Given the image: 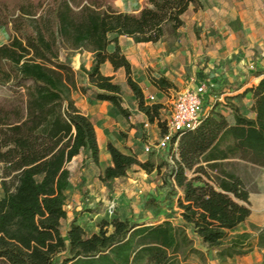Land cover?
I'll return each mask as SVG.
<instances>
[{
	"label": "trees",
	"instance_id": "trees-1",
	"mask_svg": "<svg viewBox=\"0 0 264 264\" xmlns=\"http://www.w3.org/2000/svg\"><path fill=\"white\" fill-rule=\"evenodd\" d=\"M192 4L202 5L148 0L132 12L108 0H54L50 6L0 0V31L7 35L0 43V86L10 91L0 96V264H181L201 252L196 243L221 259L252 250L255 236L230 233L251 215L250 192L224 162L240 158L264 167V69L256 74L258 83L245 90L253 95L252 114L232 103L226 115L220 102H213L200 124L180 136L178 158L165 180L178 193L177 222L113 217L88 231L77 217L68 221L69 163L81 152L83 165L100 164L101 158L95 124L77 106L74 92L110 101L129 116L123 85L102 72L110 62L125 70L138 110L150 122L160 120L162 106L146 103L119 38L158 42L167 28L176 35ZM75 50L92 52L90 69L84 64L74 69ZM151 81L160 89L172 86L164 76ZM107 148L112 164L104 169L105 181L127 176L134 166L161 173L169 163L154 152L140 159L112 142Z\"/></svg>",
	"mask_w": 264,
	"mask_h": 264
},
{
	"label": "rangeland",
	"instance_id": "rangeland-1",
	"mask_svg": "<svg viewBox=\"0 0 264 264\" xmlns=\"http://www.w3.org/2000/svg\"><path fill=\"white\" fill-rule=\"evenodd\" d=\"M35 2H41L44 6H50L53 4L54 0H33ZM113 6L123 11L138 12L148 3V0H108ZM253 5L257 7L258 12L263 17L264 0H256ZM252 7V6H251ZM250 15L249 12H247ZM252 16V14H251ZM191 17L185 18V24L183 27L192 28ZM197 26V24H196ZM195 33L198 39H201V46L186 56L185 60H181L180 56H174L171 60V66L165 68L166 70L172 71V73L177 77V73L181 72V65L183 63V70L186 74L183 75V80L189 84L190 82L198 81L202 78L203 83L211 86V90L215 91L217 94H222L223 89H232L229 93H233L238 87L242 86L244 82L250 81L255 75L264 69V33L261 31L257 35H251L249 42L254 41L258 46L261 45L263 48L260 49L258 55L255 58H251L249 55L241 52L242 54H235L238 60H244L246 63L242 65L245 68V72L239 74L237 72L236 66H234L230 58H226V52L222 50L226 48L223 44L222 36H212L217 38V42L213 47H209V51H215L217 53L218 59L211 60L212 65V80L207 81V78L196 74V67L193 64L194 60L203 58V54L206 53L203 39H208L209 35L202 34V27H195ZM167 35L171 38H175L176 35L171 33V30L167 28ZM186 32V31H185ZM186 36L182 35V37ZM227 36H225V39ZM7 41V35L4 31H0V43ZM235 42H230L228 44L229 53H232L236 47ZM172 46H175L173 44ZM178 46H175L177 48ZM221 47V48H220ZM204 48V49H203ZM88 50L78 51L75 50L71 53L72 64L75 67H79L83 63V55H88ZM211 57V56H210ZM209 57V58H210ZM192 63V64H191ZM235 67V68H234ZM135 74L133 76L143 82L146 80L147 73L151 68H148L147 73L145 72L144 63L138 64L136 66ZM174 70V71H173ZM240 70V69H238ZM251 70V72L249 71ZM236 74L238 76H236ZM150 75V74H149ZM244 76L243 79L237 80V77ZM126 77V76H125ZM124 76L118 77L115 81L124 79ZM192 78V79H191ZM233 80V81H232ZM214 84V85H212ZM224 85V86H222ZM96 92V89L90 92ZM10 91L3 86H0V96H8ZM78 91L74 92V95H79V98L84 99L88 106H93L96 104H101L99 101L93 97V94H84ZM124 95V92H123ZM149 95V94H147ZM135 96V95H134ZM232 98L231 95L223 94L219 100L220 104L218 109L224 113L229 114L231 111L230 104H235L239 107L240 111L245 115H250L249 101L247 98L240 96V98L234 100L233 102L229 100ZM125 102L130 105L134 102V98L129 94H125ZM147 104L152 103L148 98L146 100ZM211 103L208 102L206 105V110H209ZM115 116L112 115V122L119 123V119L126 123L120 113L117 114L116 110L113 109ZM129 116L132 114L129 109ZM123 116V115H122ZM129 120V117L126 116ZM94 123L101 125L98 117L94 116ZM144 124L138 128V132L133 136L128 133V130L122 131L121 135L126 140L132 142L135 141V149L140 154V159H145L148 154H146L144 149L145 135ZM139 139V140H138ZM155 153V152H154ZM157 157H161L159 154L155 153ZM170 155V153H169ZM85 154H82L75 161L70 163V170L72 172L71 184L68 189V199L66 209L68 211V217L71 218L75 213L80 212L84 215V219L88 222V231L95 229L97 224L103 219H112L113 217L128 218L140 222H159L165 219L173 220L177 222L179 206L177 204L178 193H172V187L169 183H166V178L169 179L170 165L174 164L176 161L177 154L173 153L172 158L169 157V163L166 164L161 173L156 170L149 173L146 170L134 166L128 170V174L125 177L105 181L102 179V172L108 164L104 158L101 157L100 164L94 165L91 161L89 164L88 174L86 178L81 175V163L84 162ZM201 164L206 165L204 158L201 159ZM226 169L235 172L243 181L245 187L250 192V208L251 215L246 221L238 227V232H247L251 236H255L253 239L254 246L252 250L248 251L250 254L243 258L237 259V261H231L227 258H217L209 253L199 244L196 245L200 248V253L190 254L187 260L183 261L181 264H264V167L260 165L253 164L246 160L240 158L227 159L224 162ZM190 177L195 176L193 170L188 171ZM0 191V196H1ZM180 194V192H179ZM68 221L63 224V229L67 227ZM263 236V243L258 242V238ZM247 252V253H248Z\"/></svg>",
	"mask_w": 264,
	"mask_h": 264
},
{
	"label": "crops",
	"instance_id": "crops-1",
	"mask_svg": "<svg viewBox=\"0 0 264 264\" xmlns=\"http://www.w3.org/2000/svg\"><path fill=\"white\" fill-rule=\"evenodd\" d=\"M253 2H257L256 0H201V7L196 8L193 4L189 6L188 10L184 13V24L185 18L191 17L192 20V28L181 27L176 37L173 39L165 33L164 37L158 42H142L136 43L132 37L120 36L119 42L121 48L125 55L130 59L132 63L133 70H136V66L138 64L144 63L145 72L147 73L148 68H151L149 73H147L146 80L140 82L134 76L133 78L142 86L143 91L146 96V100L148 96L154 95L156 97L155 104H161L160 114L161 118L166 117L170 113L171 109V101L175 94V92L179 90H183L186 87L193 86L196 82L202 81V78L198 81L190 82L187 84L183 80V75L186 72L183 70V63L181 65V72L177 73V77L170 70H166L165 68L171 66V60L174 56H180L181 60H185L186 56L190 53H194L198 47L201 46V39H198L196 36L195 27H202V34L209 35L208 39H203V43L205 49L208 50L209 47H213L217 42V38H213L212 36H222L223 44L226 45V48H223L226 52V58H230L236 66L237 72L242 74L245 72V68L242 67L244 60H238L237 57H240L241 52L249 55L251 58H255L256 54L260 52L259 50L263 47L261 45L255 44L254 41L249 42L251 35H257L261 31L264 33V16L262 17L258 12L256 5H253ZM252 6V7H251ZM264 9V7H260V9ZM250 15H248V13ZM252 14V16H251ZM197 24V26H196ZM186 31V32H185ZM182 37V35H185ZM225 36L227 38L225 39ZM235 42V49L231 54L229 53L228 44L230 42ZM178 46L175 48V46ZM221 48V47H220ZM204 49V48H203ZM235 54H240L235 56ZM203 58H199V60L195 59L193 64L196 67V74L202 76L203 78H207V81L212 80V65L213 62L211 60H217L219 56L215 51H206L203 54ZM211 56V57H210ZM210 57V58H209ZM87 69H90L93 64V54L92 52H88V55H83V63ZM192 64V63H191ZM81 66V65H80ZM79 66V67H80ZM79 67H75L76 70ZM235 68V67H234ZM240 69V70H238ZM174 71V70H173ZM251 72V70H249ZM102 72L105 75L113 76L114 79H118V77L126 76V72L123 68L115 69L110 62H106L102 66ZM135 74V71L133 72ZM150 74V75H149ZM164 76L171 82L172 86L166 89H160L158 86L154 85L151 81L152 77H161ZM236 76H238L236 74ZM244 76L237 77V80L243 79ZM261 76H256L250 81L244 82V84L238 87L233 93H229L232 89H223L222 94L231 95L232 98H229L230 101H234L240 96L247 98L249 101V109L251 113V105L253 95L251 92L245 94V90L253 85L257 84ZM192 79V78H191ZM127 76L124 79L117 80L123 85L124 88V106L125 108L131 111V115L128 116L129 120L120 115V111L110 102V101H99L101 104H96L93 106H88L84 99L79 98V95H73L77 106L79 109L87 116H89L94 122V116L98 117V120L101 125L95 124L96 132L98 136V143L100 147V155L106 161H108V165L112 164L111 154L108 151L107 145L109 142H112L115 146H117L121 151L128 154H136L138 157L140 154L137 152L135 147V141L132 142L126 140L122 137L121 132L128 130L133 138L135 134L138 132L139 126L148 120V117L142 111L138 110L137 101L134 94L131 92L129 87L126 84ZM233 81V80H232ZM224 86V85H222ZM78 92V91H77ZM125 94H129L134 98V102L130 105L125 102ZM149 94V95H147ZM84 96V94H82ZM154 104V103H150ZM113 109L116 110V113L119 114L123 119H125L126 123L119 119V123L112 122V115L115 116ZM252 114V113H251ZM150 122V121H149ZM162 127L160 126L159 119H156L154 122H150V126L144 129L145 135V143L144 146L148 142H156L161 134ZM139 140V139H138ZM145 148V147H144ZM146 153V152H145ZM83 152L76 155L74 159L71 161H75L79 158ZM148 154V153H146ZM84 159L86 157L82 156ZM70 162V163H71ZM101 162V158H100ZM69 163V169H70ZM94 163V162H93ZM84 162L81 163L80 167L82 169L81 175H84L83 178H86L88 174L89 164L83 165ZM96 165V163H94ZM104 171L102 172V174ZM72 178V177H71ZM118 179V178H116ZM1 196L3 195V189L0 184ZM0 196V197H1ZM77 217L78 221L81 222L86 229H91L89 227V223L84 219V215L80 212L75 213L71 218L68 217V221L72 218ZM242 224V223H241ZM68 225V224H67ZM239 227V226H238ZM238 227L232 230L231 234H236L238 232ZM98 227L96 226L94 230L96 231ZM241 233V232H240ZM202 246V245H201ZM205 250L206 247L202 246ZM209 253L217 258H220L217 254V251H209ZM250 252L245 254L234 255L233 257H227L228 260L237 261V259H243L247 257Z\"/></svg>",
	"mask_w": 264,
	"mask_h": 264
},
{
	"label": "built area",
	"instance_id": "built-area-1",
	"mask_svg": "<svg viewBox=\"0 0 264 264\" xmlns=\"http://www.w3.org/2000/svg\"><path fill=\"white\" fill-rule=\"evenodd\" d=\"M222 96L223 94H217L211 90L210 85L203 82H196L193 86L175 92L170 113L159 120L163 124L161 134L156 142H148L145 145L146 153L155 152L167 161L169 157L172 158L173 153L177 154L178 158V144L182 133L196 128L207 111L208 102H217ZM148 99L155 104L154 95L148 96ZM149 126L150 122L146 120L144 127Z\"/></svg>",
	"mask_w": 264,
	"mask_h": 264
}]
</instances>
